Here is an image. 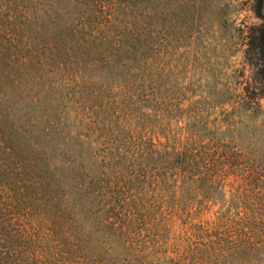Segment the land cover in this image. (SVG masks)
Instances as JSON below:
<instances>
[{
    "label": "rangeland",
    "instance_id": "rangeland-1",
    "mask_svg": "<svg viewBox=\"0 0 264 264\" xmlns=\"http://www.w3.org/2000/svg\"><path fill=\"white\" fill-rule=\"evenodd\" d=\"M0 239L264 264V0H0Z\"/></svg>",
    "mask_w": 264,
    "mask_h": 264
},
{
    "label": "trees",
    "instance_id": "trees-1",
    "mask_svg": "<svg viewBox=\"0 0 264 264\" xmlns=\"http://www.w3.org/2000/svg\"><path fill=\"white\" fill-rule=\"evenodd\" d=\"M9 239H11V240L13 241L12 246H16L17 243H21V242H22V240L19 239V238L16 237V236H9V237H6V242H7ZM0 240H1V239H0ZM2 240H3V239H2ZM15 253H17V252L10 250V248H9L8 251H4V252L0 251V255H4V254H6V260H9L10 264H21V263L24 261V258H25L26 255H25L24 253H17V254H15ZM16 257H17V258H16ZM1 258H2V257H1ZM1 258H0V263H2V262H1ZM2 261H3V259H2ZM30 263H31V262L29 261V264H30ZM22 264H23V263H22Z\"/></svg>",
    "mask_w": 264,
    "mask_h": 264
}]
</instances>
